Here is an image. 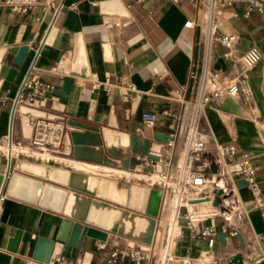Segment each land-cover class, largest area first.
<instances>
[{"label":"crops","instance_id":"obj_1","mask_svg":"<svg viewBox=\"0 0 264 264\" xmlns=\"http://www.w3.org/2000/svg\"><path fill=\"white\" fill-rule=\"evenodd\" d=\"M13 1L18 3L21 0ZM100 3L94 0H54V6L46 11L38 5L28 14H16L5 7L0 8V140L11 139L27 144L32 135L34 118L44 117L65 124L72 120L95 127L99 129L102 141L101 146H75L70 132H84L71 128L59 150L63 158L72 161H62L68 165L45 164L24 158L9 161L0 154V193L5 195L0 211V264H42L32 259L38 239L58 242L65 224L71 220L64 212L68 197L71 194L90 195L71 185L74 173L91 175L97 184L99 178L92 174L119 175L103 179L106 181L105 188L111 189L116 184L117 190L129 189L127 206L111 205L135 215L138 212L129 205L137 203L141 206L145 197L141 192V200L132 201L133 189L159 190L136 180L137 176L133 173L122 172V161L119 166L102 163L118 171L100 170L88 165L98 164L96 160L105 154L104 137L121 146H129V137L136 136L137 152L131 154L128 170L149 174L155 167L139 164L133 157L142 155L144 140L154 142L155 133L167 135L174 143L171 173L175 172L194 115L193 101L197 95L204 51L201 23L207 12V0H177L176 3L171 0H106L102 2L105 9L100 8ZM116 7L124 9L127 16L115 15ZM242 10L241 5L228 8L223 0H216L215 38L231 33L236 36V42L231 55L225 57L227 50L213 41L210 66L220 75L222 82L243 81L247 94L239 93L220 104L209 105L196 117V126L205 137L207 150L214 151L218 145L231 143L240 154L251 155L249 160L256 169L264 201L263 22L255 13L244 18ZM234 13L238 17H234ZM187 20H192L196 26L184 28ZM21 47H27L28 51L18 66L14 60ZM251 47L259 50L261 59L254 68L247 70L241 58ZM77 48L80 49L81 64L75 62ZM73 68L86 69L89 77H72L73 84L63 111L52 108L54 103H59L55 95L48 96L42 106L19 105L14 108L16 96L27 78L39 76L60 90L63 79L70 77ZM10 69L16 71L12 82L5 80ZM52 69L55 71L52 72ZM91 74H96L101 82L124 80V87L132 85L136 92L130 95V101L123 99L124 88H116L109 94L102 90L91 93ZM138 97L133 108L132 104ZM145 114L155 115L152 128L143 126L142 117ZM172 116L180 118L175 130L169 127ZM94 149L100 150L97 156L92 151ZM19 163L61 170L66 176L62 181L41 177L20 170ZM14 174L63 190L65 194L59 208L42 205L39 197L37 201H30L9 194ZM228 183L233 191L234 206L228 210H216V216L192 223L196 234L205 228L215 229L213 247L209 248L206 240L191 238L186 222L179 218L178 225L183 235L174 242L176 257L189 258L192 264H231L230 260L240 255L241 264H264V240H260L264 236V216L255 208L247 187L238 188L235 183L233 186L230 180ZM111 192L116 195V192ZM162 207L160 200L156 229L149 246L108 233L105 242L87 239L82 249L57 245L60 254L55 258L62 257L73 264H106L111 252L117 249V264H130L127 250L133 246H147L152 253L148 264H159L167 219ZM202 210L207 211L208 208ZM16 232L20 236L14 244L15 251H10ZM232 232H237V236L231 237ZM221 234L225 235L224 242L218 238Z\"/></svg>","mask_w":264,"mask_h":264},{"label":"built area","instance_id":"obj_2","mask_svg":"<svg viewBox=\"0 0 264 264\" xmlns=\"http://www.w3.org/2000/svg\"><path fill=\"white\" fill-rule=\"evenodd\" d=\"M176 3L177 0H171ZM194 1V0H190ZM216 0H207V12L203 16L201 27L204 37V51L200 63L199 78L197 84V95L193 101L194 115L188 127L185 144L175 165V172L171 173V166L174 157V143L168 140L161 145L158 160L154 161L148 156L135 155L134 161L142 165H153L155 170L149 174H140L134 171L124 170L141 175L148 181L138 179L150 188H158L161 192V203L165 215L169 209L173 210L171 221H165V235L161 250L159 264H192L189 258L176 257L173 252L174 242L182 237L183 231L178 225V219L186 222L191 238H200L207 241L209 248L215 243V229L205 228L199 234L194 232L192 223L197 220H204L210 216H216L217 211L228 210L234 206L233 191L228 183L234 186L236 180L246 182V187L252 195L256 209L264 216V201L261 187L256 177V169L250 163L247 153L240 154L234 144L218 145L214 151L206 148L204 135L196 126V117L209 105L220 104L224 99L234 97L239 93L247 94L243 81L227 80L222 82L220 75L214 72L210 66V52L213 41L218 42L227 50L225 57L231 55V49L236 42L234 34H224L215 38L217 24L214 20ZM225 7L231 8L238 4L243 7L242 16L250 17L257 14L262 18V30L264 32V0H223ZM38 5L42 11L54 6V0H21L15 3L13 0L0 1V8L5 7L12 13L28 14ZM238 17L237 13L233 14ZM118 26V24H116ZM184 28L192 29L196 24L192 20L184 23ZM242 63L247 70L254 68L261 59V54L256 47H251L242 55ZM55 69H52L54 72ZM91 93L102 90L110 93L116 88H124L123 99L130 101L131 94L135 93V87L127 85L124 87V80L117 83L101 82L96 74H91ZM54 85L45 82L39 76L27 78L21 86L15 99V107L19 105L32 106L38 103L42 106L48 96H53ZM180 118L172 116L170 129L175 130ZM144 127L152 128L155 123V115L145 114L142 117ZM71 128L64 122L44 117H37L33 120V131L27 144L17 143L11 139L0 140V154L9 161L12 159H29L39 163H58L68 165L62 160L70 161L61 156L59 150L64 138L68 136ZM140 132V130H137ZM72 162V161H70ZM98 169H110L103 164H88ZM215 167V171L212 170ZM233 167L238 169L232 171ZM97 179L117 176L116 174H92ZM220 203L214 205L215 199ZM5 200V195L0 193V211ZM208 208L207 211L202 208ZM217 210V211H216ZM183 211L184 213L182 214ZM231 237L237 236V232L230 233ZM264 240V236L260 237ZM152 256L151 249L147 246H133L127 250L126 257L130 264H148ZM119 252L113 250L106 261V264H117ZM50 264H73L62 257H56Z\"/></svg>","mask_w":264,"mask_h":264},{"label":"water","instance_id":"obj_3","mask_svg":"<svg viewBox=\"0 0 264 264\" xmlns=\"http://www.w3.org/2000/svg\"><path fill=\"white\" fill-rule=\"evenodd\" d=\"M95 2H101L100 8L105 9L106 6L103 1L106 0H94ZM115 15L127 16L124 9H115ZM28 51L27 47H21L15 57L14 63L18 66L22 64V61ZM75 62L80 63L81 55L80 49L76 50ZM16 71L10 69L5 78L6 81L12 82ZM73 76L88 78L89 74L86 69L73 68L70 77L63 79V85L60 90L54 89L53 95L59 99V103H54L52 108L57 111H63V106L70 93L71 86L73 84ZM134 102L133 108L138 102ZM37 106L38 103H34ZM66 125L70 128L83 130L84 133L70 132L71 140L75 146H101L102 141L99 137V129L91 127L89 125L82 124L77 121L68 120ZM95 134V136L90 135ZM153 140H144L142 143L141 154L148 156L150 159L156 161L159 158V152L161 145L170 140L167 135H161L155 133ZM105 154L99 160H96L98 164H107L112 166H119L122 161L124 170H128L131 163V154L137 152V137H129V146H121L114 142L112 139L107 140L104 137ZM251 155H248L250 157ZM120 160V161H116ZM237 167H233L232 171L237 170ZM212 170L215 171V167L212 166ZM2 179L0 178V183ZM106 181L99 179L96 191L89 193V196L71 194L68 197L65 214L68 215L71 220L65 224L61 237L58 242L49 241L46 239H38L36 248L34 250L32 259L38 263L50 264L55 256L60 254L57 252V245H68L76 247L78 249L84 248L87 239H92L100 242H105L108 233L118 234L134 241L140 242L145 245H151L153 236L156 229L158 212L160 207L161 192L154 189H136L144 194L145 201L139 206L137 203H131L129 206L138 212L137 215L128 211H123L120 208L114 207L112 204H121L126 207L130 190L121 189L117 190V185L113 184L111 189L105 188ZM235 185L238 188L246 187V182L243 180H237ZM111 191L116 192V195ZM94 198V199H93ZM220 203L218 198L215 199L214 205ZM20 236L19 232H16L12 241L13 246L9 248L10 251H15L14 244L18 241ZM224 234H221L218 238L224 242ZM242 260L240 255L234 256L231 260V264H241Z\"/></svg>","mask_w":264,"mask_h":264},{"label":"bare ground","instance_id":"obj_4","mask_svg":"<svg viewBox=\"0 0 264 264\" xmlns=\"http://www.w3.org/2000/svg\"><path fill=\"white\" fill-rule=\"evenodd\" d=\"M57 24L58 22L55 24V27L52 31V37L55 34ZM92 151L97 156L100 150L94 149ZM18 168L22 171L34 175H38L41 177H48L49 179H54L56 181H62V179H64L66 176V173L64 171L49 170L45 166H41L37 164L19 163ZM135 175L137 176L136 180L143 179L148 181L145 177H142L141 175L138 174ZM71 185L85 192L94 193V191L96 190L97 183H96V179H94L91 175L74 173L71 177ZM9 194L20 196L30 201H37L39 197L40 203L42 205L52 209H58L62 202L65 192L50 184H45L39 181H35L20 174H14L11 180ZM141 198H142L141 192L134 188L132 193V201H138L141 200ZM172 214H173V210L170 208L166 215L167 222L171 221Z\"/></svg>","mask_w":264,"mask_h":264},{"label":"rangeland","instance_id":"obj_5","mask_svg":"<svg viewBox=\"0 0 264 264\" xmlns=\"http://www.w3.org/2000/svg\"><path fill=\"white\" fill-rule=\"evenodd\" d=\"M109 174H110V173H109ZM109 174H108V175H109ZM103 179H106V178H103Z\"/></svg>","mask_w":264,"mask_h":264}]
</instances>
